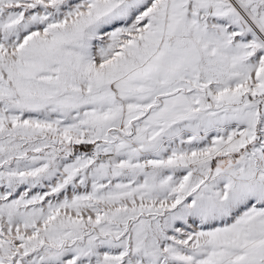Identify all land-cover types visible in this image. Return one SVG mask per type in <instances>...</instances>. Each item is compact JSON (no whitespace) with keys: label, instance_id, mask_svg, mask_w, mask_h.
Here are the masks:
<instances>
[{"label":"snow or ice","instance_id":"1","mask_svg":"<svg viewBox=\"0 0 264 264\" xmlns=\"http://www.w3.org/2000/svg\"><path fill=\"white\" fill-rule=\"evenodd\" d=\"M0 264H264V0H0Z\"/></svg>","mask_w":264,"mask_h":264}]
</instances>
